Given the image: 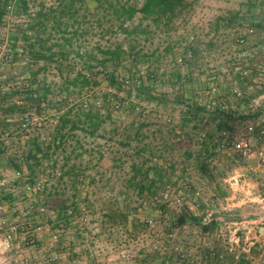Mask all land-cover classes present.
Segmentation results:
<instances>
[{"label": "rangeland", "instance_id": "374dc122", "mask_svg": "<svg viewBox=\"0 0 264 264\" xmlns=\"http://www.w3.org/2000/svg\"><path fill=\"white\" fill-rule=\"evenodd\" d=\"M118 1L136 9L144 3ZM27 2L26 13L12 8L0 23V101L9 94L0 103V264H186L178 254L199 256L202 234L211 239L220 226L263 215L258 203L234 200L223 182L238 170L264 198V182H254L255 157L240 160L217 144L246 136L255 148L264 145L245 131L264 108V73L255 87L258 68L264 71V0H182L171 20L136 14L124 31L88 1L67 60L54 48L52 59L38 62L24 51L21 31L30 37L38 10L56 8L57 0ZM74 28L69 23L68 36ZM10 36L18 39L14 47ZM116 46L121 61L100 64L102 52ZM77 49L94 52L93 59L82 62ZM89 68L96 85L79 92L72 82ZM110 74L125 84L121 91ZM11 105L18 110L2 111ZM188 109L198 110L197 118ZM66 112L84 124L60 146L53 139ZM87 112L96 117L85 122ZM218 114L233 117L231 130L218 131ZM32 141L43 151L28 168L21 160ZM168 188L199 192L195 211L151 204ZM212 246L224 258L204 264H234L213 237Z\"/></svg>", "mask_w": 264, "mask_h": 264}, {"label": "trees", "instance_id": "16d2710c", "mask_svg": "<svg viewBox=\"0 0 264 264\" xmlns=\"http://www.w3.org/2000/svg\"><path fill=\"white\" fill-rule=\"evenodd\" d=\"M88 1H94L97 3V7L103 12H111L120 30H123L124 25L131 21L136 14L142 15L144 18H147L148 16H155L156 18H160L162 21H169L171 18L176 16L178 11L182 9L183 3L182 0H144L142 7L140 9H136L135 7L126 6L123 4L121 5L118 0L115 3L111 2V0H57L56 8L49 10H44L42 8L38 10L36 22L31 24L28 28V31L32 32L30 37L27 36L25 31H21L23 39L28 42L29 45L28 49H25L24 51L32 57L34 62L52 59V57L56 55L54 52H52L54 48L59 50L58 54L62 60H67L70 52L67 51L66 48L71 46L72 41L79 40L81 33L83 32L84 28L82 27L83 22H81V20H85L87 15H81V13L88 11L86 8V3ZM12 8L14 10H12ZM10 9L15 13H20L19 10L21 9L22 12L20 14L23 15L22 13H26L28 10V2L27 0H0V23L4 17L8 15ZM69 23H71L72 28L75 27L70 36L67 35ZM55 34H59V37L56 41H52V37ZM10 39L13 40L11 47H14L18 39L13 36H10ZM46 53H50V55H46ZM102 54L104 58L100 64L105 65L107 63L121 61L124 52L120 46H116L114 48H107L102 52ZM75 55L82 62L87 64L88 61L93 59L94 52L87 50L81 52L80 49H77L75 51ZM92 70L93 68H89L85 74L79 72L74 78L72 85L74 87H79V92H81L82 89L90 88L96 85L93 77L90 75ZM107 78L109 79L111 85L117 87L118 91H121L122 86L125 85L123 82H119L114 74H110L107 76ZM24 92L28 94V100L31 101L32 105L34 104L40 107L41 102L39 99L35 100L36 98H33V96L36 94H34L32 89L24 88ZM8 96L9 94L3 95L1 97L2 101H0V103H3ZM17 108L19 107L11 105L9 108H6L2 111H5V113H12L17 111ZM188 110V113H192L193 117L197 118V115L199 114L198 110ZM24 111L25 110L22 109L20 110V113H23ZM70 113L71 112H66L61 116L59 124L60 128L56 131L53 143L59 138L61 146L65 141V137H67L69 133H73L74 131L81 129L80 124H84V121H81L80 118H72ZM219 116H224L225 119H221ZM94 117L96 116L89 112L84 114L85 122L92 121ZM242 118L245 119V117ZM218 119V131L228 127L227 123L233 121V117L231 115L226 116L218 114ZM196 120L200 121L199 119ZM92 126L95 127L96 124H91L90 127ZM227 129L228 131L231 130L230 127ZM32 142L33 148L28 151L27 157L24 159L22 158L21 160L28 168L31 167L29 164L30 159H36L37 154L42 153L43 151L40 144H36L34 141ZM204 167H207L206 164ZM201 222H203V220H201Z\"/></svg>", "mask_w": 264, "mask_h": 264}, {"label": "built area", "instance_id": "2783aa9c", "mask_svg": "<svg viewBox=\"0 0 264 264\" xmlns=\"http://www.w3.org/2000/svg\"><path fill=\"white\" fill-rule=\"evenodd\" d=\"M250 33H252V30H250ZM260 34L264 39V29L261 30ZM192 39L193 38L190 37L189 41ZM237 42L240 45L243 44L242 38H239ZM184 59L185 56H181L176 58L175 61L178 65H181L184 63ZM263 73V69L258 68V81H255V87H257V85H262L261 77L263 76ZM241 75L244 77L247 75V72H242ZM253 86L254 85L249 86L247 89L253 90ZM234 92L237 97H243V92L240 91L239 88ZM115 107L118 108V106ZM257 117L256 120L249 122V124L246 125V135L256 136L257 138L264 140V108ZM217 150L222 152H231L243 161H249L252 157H255V171L257 176H255L254 182H257L259 178L264 182V145L262 147L255 148L246 136L235 138L233 141L229 140L228 137H223L217 144ZM249 180L250 177L248 174L240 173L238 170H235L234 177L224 179L223 182L227 185V187H229L228 190L231 194H233L234 186V200L237 198L239 199L240 197V199L237 200L239 202L258 203L261 205V210L264 211V198L259 196L257 191L248 189ZM199 200V192H194L191 195L185 196L168 188L162 192L160 196H154L151 204H156L161 201L166 206H174L180 213H182L186 211H195ZM169 237L172 238L173 235L170 234ZM206 237V234H202L199 239V242L202 241V250L199 256L178 254V257L183 259L186 264H204L207 261H222L224 255L212 246L213 237L216 242L220 243L221 246L224 247V251L233 257L234 264H264V213L256 220L220 226L219 228L214 229L211 239ZM6 240V242L9 243L10 236H8ZM156 249L158 248L156 247ZM165 250H167V248L163 249V251ZM167 254L172 255V250H169Z\"/></svg>", "mask_w": 264, "mask_h": 264}, {"label": "crops", "instance_id": "0c3cea01", "mask_svg": "<svg viewBox=\"0 0 264 264\" xmlns=\"http://www.w3.org/2000/svg\"><path fill=\"white\" fill-rule=\"evenodd\" d=\"M232 196L234 197V186H233V194H232ZM203 221L206 222V220H204V219H203Z\"/></svg>", "mask_w": 264, "mask_h": 264}]
</instances>
